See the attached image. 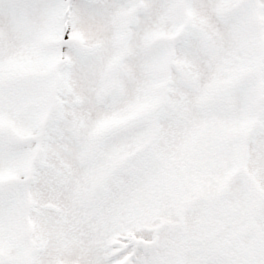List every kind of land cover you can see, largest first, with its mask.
<instances>
[{
    "label": "snow or ice",
    "instance_id": "snow-or-ice-1",
    "mask_svg": "<svg viewBox=\"0 0 264 264\" xmlns=\"http://www.w3.org/2000/svg\"><path fill=\"white\" fill-rule=\"evenodd\" d=\"M0 264H264V0H0Z\"/></svg>",
    "mask_w": 264,
    "mask_h": 264
}]
</instances>
